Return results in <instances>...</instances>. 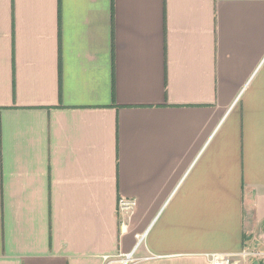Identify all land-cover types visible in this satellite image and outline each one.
Listing matches in <instances>:
<instances>
[{"label":"crops","instance_id":"0c3cea01","mask_svg":"<svg viewBox=\"0 0 264 264\" xmlns=\"http://www.w3.org/2000/svg\"><path fill=\"white\" fill-rule=\"evenodd\" d=\"M263 225L264 0H0V264H208Z\"/></svg>","mask_w":264,"mask_h":264},{"label":"built area","instance_id":"2783aa9c","mask_svg":"<svg viewBox=\"0 0 264 264\" xmlns=\"http://www.w3.org/2000/svg\"><path fill=\"white\" fill-rule=\"evenodd\" d=\"M135 206V202L132 200H127L121 198L118 200V211L120 213H128ZM208 264H240L241 262H251L253 264L254 260L260 259L262 264H264V253H259L256 251H246L243 250L239 254L230 255V254H210L207 255ZM132 260L131 256H126L121 260V264H128Z\"/></svg>","mask_w":264,"mask_h":264},{"label":"rangeland","instance_id":"374dc122","mask_svg":"<svg viewBox=\"0 0 264 264\" xmlns=\"http://www.w3.org/2000/svg\"><path fill=\"white\" fill-rule=\"evenodd\" d=\"M261 229H262V231L264 232V225L262 226V228H261Z\"/></svg>","mask_w":264,"mask_h":264}]
</instances>
